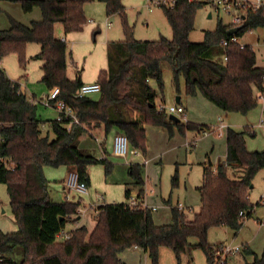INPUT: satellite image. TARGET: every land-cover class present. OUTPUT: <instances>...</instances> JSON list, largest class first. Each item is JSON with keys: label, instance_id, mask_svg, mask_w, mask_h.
Instances as JSON below:
<instances>
[{"label": "trees", "instance_id": "trees-1", "mask_svg": "<svg viewBox=\"0 0 264 264\" xmlns=\"http://www.w3.org/2000/svg\"><path fill=\"white\" fill-rule=\"evenodd\" d=\"M5 1L20 2L25 12L39 7L43 17L28 25L12 18L9 28L0 29V59L17 53L26 63L28 44L39 43L41 50L35 57L44 61L43 81L49 89H61L60 97L79 120H50L55 134L50 137L43 129L46 122L38 118L37 102L29 97L20 81L11 79L0 68V182L8 186L19 226L13 232L0 230V254L6 263L15 264L7 254L20 246L23 259L19 264H127L121 253L133 247L144 250L152 264H159L161 247L173 249L180 261L193 246L191 238L196 237L198 243L194 245L205 252L209 264H215L219 260V246L209 242L210 229L228 226L239 230L257 205L263 203L262 197L259 204H254L249 196L256 174L264 169V149L253 151L246 143V132L254 134L251 129L228 128L226 160L218 165L211 160L203 163V183L198 187L199 212L191 219L174 206L173 221L169 224H157L153 211L143 205L145 163H132L129 173L141 186L136 196L139 204L103 203L96 208L97 223L92 231L82 225L70 230L69 238L60 239L58 234L67 230L69 223L78 221L84 206L81 201H54L44 167L68 166L90 184L91 165L103 164L107 173L114 167L108 157H97L80 146L84 135L96 137L94 130L102 129L106 137L114 130L124 133L130 146L144 152L147 123L168 128L171 133L175 126L182 133L187 129L213 130L212 126L188 120L176 122L166 108L157 104V89L164 86V62L169 63L176 81L184 78L188 94L201 92L228 112H249L257 105L258 94L264 93V65L258 64L257 53L250 44L224 47L222 42L263 27L264 15L250 14L233 34L228 33L232 24L219 19L216 30H206L205 39L195 42L190 35L195 29L196 15L208 1L176 0L173 6L162 5L173 38L162 36L159 40L142 41L134 37L127 22L123 0H99L106 2L109 14L123 16L126 39L109 44V66L101 70L97 81L101 86L100 98L93 99L91 94H78L84 83L80 74L75 80L68 76L67 40L57 37L55 24L63 23L66 33L81 29L87 22L85 4L94 0ZM218 48L227 54V61L211 56V51ZM130 110L139 111L142 118L130 117ZM105 144L101 142L102 149ZM230 170L241 171L240 176L231 177ZM178 182L176 173L173 183L176 186ZM126 196L130 199V188L126 189ZM245 254L252 255L253 261L246 259L240 264H264V254L258 255L247 245L240 252Z\"/></svg>", "mask_w": 264, "mask_h": 264}, {"label": "rangeland", "instance_id": "rangeland-1", "mask_svg": "<svg viewBox=\"0 0 264 264\" xmlns=\"http://www.w3.org/2000/svg\"><path fill=\"white\" fill-rule=\"evenodd\" d=\"M123 4L127 22L133 28L136 39L153 41L159 40L162 36L173 38V29L162 6L153 2L150 3L148 0H123ZM84 10L87 22L81 29L66 33L63 23L57 22L55 33L61 39L67 38L68 76L75 80L80 74L84 82L93 83L98 81L101 70L109 66V44L113 41L126 39L125 22L120 13L109 14L107 4L104 1H89L85 4ZM210 13H212L211 18L208 17ZM42 17V11L39 7L30 12H25L20 2L0 1V29L9 28L12 18L28 25L32 21L41 20ZM219 19L227 22L229 17L226 14L219 15L210 4L200 7L196 15L195 29L192 31L190 39L195 42L203 41L206 30L214 31L217 29ZM263 32L264 30L260 27L239 37L242 43L253 45L259 65H264V46L258 45V39ZM40 50L41 45L39 43L31 42L27 46L26 63L20 60L17 53H9L0 59V68L4 69L13 79L22 80L29 88L30 96L35 95L38 100L46 97L51 91L43 81L42 65L44 61L35 57ZM211 52L213 54L211 56L224 60L225 53L221 49L218 48ZM163 82V88L158 89V105L160 103L183 105L186 109V115H188L187 120L201 125L218 126L219 117H222L228 126L238 131L247 130L249 126L251 131L256 132V134L246 132L248 148L253 151L264 149V131L258 126L264 117V99L260 97V93L258 94L257 105L249 112L225 113L220 106L207 99L201 92H198V95L188 94L184 78L181 77L179 81H176L168 62H164ZM154 84L158 88L157 82ZM178 96H182V104L177 102ZM90 97L99 99L100 93H93ZM37 103V115L43 122H46L43 125L45 133H49L50 137H55L53 128L50 126V120H55L58 115L52 108L41 102ZM132 116L134 117V114ZM179 117L183 123L186 122L182 116ZM146 129L147 151L144 152L139 149L141 152L139 155L129 154L127 159L112 153L113 133H109L108 142L105 141V135L101 136V142L106 143L107 146V157L112 161L114 167L110 173H107L103 164H93L89 167L91 178L89 194H82L77 191L69 193L65 185L70 172L68 166H45L50 195L55 200L65 201L67 191L70 194L69 200L84 201L83 205L90 207L89 210L92 211L94 210L91 204H94L93 208L96 206L98 208L105 201V197L107 203H114L115 201L117 203H129V198L126 196V186L128 185L126 182L133 180V188H136L135 186L141 187L131 177L129 166L132 163L143 165L148 158L150 159L147 166L148 170L143 165V173L145 178L147 177V186L144 188L143 185V188L145 194H148L150 203L156 202L160 206L159 210L153 211V216L159 219L156 221L160 224L171 223L173 221L171 208L179 201L186 206H192L193 209H186L185 211L189 218H194L195 213L199 212L201 207V195L197 188L203 183V163L211 160L215 165H218L226 160L227 133L224 136L211 133L209 136L201 137L198 129H187L185 133H182L178 126H175L173 133H171L168 128L149 123L146 124ZM195 137L199 138L195 146L188 143L193 141ZM94 138L91 136L86 139L89 145L91 143L89 147H92L88 151L97 157L105 156V146L102 149L99 142ZM131 148L135 149L132 146ZM176 173L179 182L175 186L173 177ZM232 173L233 171L230 175H233ZM100 195L105 196L104 200H99ZM262 195H264V169L260 170L253 180V188H251L249 195L250 201L257 204ZM0 200L6 211L0 217V229L5 232L17 231L19 226L13 215L8 186L2 182H0ZM263 211L262 206H257L256 211L251 217L244 220V224L239 230H234L228 226L211 228L208 236L209 242L221 247L223 243L230 244L231 241H234L239 246L240 252L242 248L244 250V245H249L263 255L264 229L257 223V218L262 216ZM93 214L96 215V212ZM72 227L73 223H69L66 229L70 231L73 229ZM190 241L193 246L182 255L180 261L173 249L166 246L161 247L159 264H209L205 252L194 245L198 243V239L192 237ZM7 256L10 260L15 261V264H19L23 259V250L17 246ZM122 260L127 264H152L149 255L144 250L135 247L124 250Z\"/></svg>", "mask_w": 264, "mask_h": 264}, {"label": "built area", "instance_id": "built-area-1", "mask_svg": "<svg viewBox=\"0 0 264 264\" xmlns=\"http://www.w3.org/2000/svg\"><path fill=\"white\" fill-rule=\"evenodd\" d=\"M148 1L150 3L153 2L155 4H158L159 6L162 5L173 6L176 2V0H148ZM206 1H208V4H210L212 8L219 15L226 14L229 17L226 23L232 24L233 28L242 27L248 21V17L252 13H256V14L262 13V15H264V0H206ZM262 29L264 30V26L262 27ZM250 32L252 31H249L248 33ZM222 44L224 47L228 46L229 44H240L241 47H244L248 43H242L238 36H234L230 40H224ZM258 44L264 46V32L259 37ZM224 60L225 61L228 60V56L226 53L224 54ZM100 89L101 86L97 81L93 83L84 82L81 85L78 94L79 95L93 94L99 92ZM60 95H61V89L59 87H54L51 89V91L46 97H44L41 100H38L36 98L33 101L42 102L45 106L53 108L58 115L57 119L59 121L70 118L71 123L79 122L73 108L69 104H67L60 97ZM260 97L264 99V93L260 92ZM161 108H166L171 114H175L177 116L178 115L183 116L184 119L187 121L186 109L183 105H168V106L161 105ZM258 126L264 131V117L260 120ZM221 127H225V125L222 124ZM113 150L117 156L123 158H127L129 154L139 155L141 153L137 149H131L129 137L124 133H117L115 135ZM65 185L69 193L71 191H77L82 194H89L88 182L86 180H82L77 171L71 170L69 172ZM69 193H67L66 195L67 199H69L70 197ZM100 198H103V196L100 195ZM261 201L263 202L264 205V195H262ZM129 203L132 206L139 204L138 200L134 197V195L133 196L131 195ZM143 205L151 209L152 211L157 210V206H150L145 202L143 203ZM176 207L184 211L188 208V206H186L182 202H179L176 205ZM2 209H3V205L0 200V216L2 214ZM259 222L261 225H264V215L259 220ZM58 235L60 239H66L70 237V233L68 230H62ZM239 254H240V248L238 245L232 242L230 244L223 243V245L218 248L219 260L216 261L215 264H227L229 263L231 257ZM0 264H7L5 257L1 254H0Z\"/></svg>", "mask_w": 264, "mask_h": 264}, {"label": "crops", "instance_id": "crops-1", "mask_svg": "<svg viewBox=\"0 0 264 264\" xmlns=\"http://www.w3.org/2000/svg\"><path fill=\"white\" fill-rule=\"evenodd\" d=\"M209 18H211L210 16H208ZM58 37V36H57ZM59 38V37H58ZM63 38H66V37H63ZM66 40H67V38H66ZM251 45V44H250ZM258 45H260V44H258ZM251 46H253V45H251ZM254 48V47H253ZM264 60V59H263ZM8 75V74H7ZM9 76V75H8ZM10 77V76H9ZM11 79H13L12 77H10ZM13 80H15V79H13ZM16 81H20L21 83H22V88H24V90L26 91V93L29 95V97H31L32 98V100H34V99H36V96L34 95L33 97L32 96H30V94H29V91H28V87L24 84V82L22 81V80H16ZM151 83H152V85L154 86V87H156L157 88V86L154 84L155 83V81L154 80H152L151 81ZM158 90V89H157ZM198 95V94H197ZM179 98V101L177 100V102L179 103V104H182L181 103V99H182V96H178L177 97V99ZM157 102H159V94H158V96H157V100H156ZM35 102V101H34ZM42 103V102H41ZM37 105H38V103H37ZM160 106L161 105H165V106H168V105H172V104H167V103H160L159 104ZM53 109V108H52ZM54 110V109H53ZM55 111V110H54ZM217 111V110H216ZM222 111H224L225 113H229L228 111H225L224 109L222 110ZM56 112V111H55ZM134 114V117L132 116L133 114ZM57 114V113H56ZM129 116H131L132 118H135V119H139V118H142V115H141V113L139 112V111H137V110H130V112H129ZM188 116V115H187ZM38 118H40L39 116H38ZM41 119V118H40ZM219 125L218 126H213V130H211V131H205V132H200V135H201V137H204V136H209V135H211V133H217L218 135H220V136H224V134L225 133H227V130H228V128L229 127H231V126H228L227 124H226V122L225 121H223V118L222 117H219ZM189 121V120H188ZM222 124H224L225 125V127H221L222 126ZM260 128V127H259ZM248 129H251V127H249L248 126ZM92 132H94V134L96 135V137L94 138V139H96L98 142H99V145H100V147H101V136H104V131L102 130V129H99V130H94V131H92ZM254 132V131H253ZM111 133H113V136H112V153L114 152V150H113V142H114V137H115V135L118 133L117 131H113V132H111ZM256 134V132H254V134L253 135H255ZM92 136V134L90 135V134H87V135H84L83 137H81L80 138V146L82 147V148H84V149H87V150H90L92 147H89L90 145H91V143H90V145L87 143V141L88 140H86L87 138L89 139V137H91ZM100 136V137H99ZM106 137V136H105ZM198 137H195V139L193 140V141H190V142H188V143H192V144H194V146L197 144V141H198ZM105 141L106 142H108V136L105 138ZM226 142H227V134H226ZM105 146H106V144H105ZM106 150H107V146H106ZM251 150V149H250ZM113 154H115V153H113ZM104 155L105 156H103V157H107V153L106 152H104ZM226 156H227V154H226ZM128 158V157H127ZM126 158V159H127ZM145 163V167H146V169L148 170V165H149V163H150V159H148L147 158V162L145 161L144 162ZM70 169V168H69ZM71 170V169H70ZM44 171H45V167H44ZM231 171H233V175H230L231 177H238V176H240V173H241V171H239V170H237V171H235V170H230V172H229V174L231 173ZM144 172H145V168H144ZM146 174V173H145ZM46 175V174H45ZM143 178H144V188L147 186V177L145 178V175H144V173H143ZM90 184H91V178H90ZM126 184H128L127 186H128V188H130V190H131V195L133 196L134 195V197L137 199V197L136 196H138V193H139V190H140V188L139 187H137V186H135L136 188H133L132 187V185L134 186V182H133V180H132V182H130V181H128V182H126ZM129 185H131V186H129ZM127 186H126V189H127ZM198 189V188H197ZM199 191V190H198ZM50 192V191H49ZM90 193V192H89ZM51 194V193H50ZM66 195H67V191H66V193H65ZM64 194V195H65ZM66 195H65V197H66ZM103 196V199L102 198H98L99 200H104V195H102ZM51 198L53 199V197H52V195H51ZM261 199V198H260ZM54 201H58L57 199L55 200V199H53ZM66 200H69V199H67V197H66V199H65V201ZM154 201H155V199H153ZM69 201H71V199L69 200ZM81 201V200H80ZM129 201H130V199H129ZM82 202V201H81ZM84 202V201H83ZM83 202H82V205H83ZM138 202H140V200H138ZM142 202L144 203H147V204H149L150 206H157V210H159L160 209V206L156 203V202H153V204H151L150 202V200H148V194H145L144 193V197L142 198ZM179 202H181V201H179ZM178 202V203H179ZM259 202H260V200L258 201V204H259ZM102 203H107V200H106V197H105V201L104 202H102ZM114 203H117L116 201L114 202ZM177 203V204H178ZM183 203V202H182ZM176 204V205H177ZM263 204V203H262ZM262 204H259V205H257V206H262V208H264V206L262 205ZM2 205H3V203H2ZM175 205V206H176ZM186 205V204H185ZM201 205V204H200ZM84 206V205H83ZM91 207H92V209L94 210V211H92V210H89L90 209V207L88 208V206H84L81 210H82V215H81V217H78L79 219H78V221L77 222H75V223H73V229H75V228H77V227H80V226H82V225H86L88 228H89V230L90 231H92L94 228H95V226H96V223H97V220H96V216L93 214L94 212H96L97 211V206L95 207V208H93L94 207V204L92 203L91 204ZM173 207V206H172ZM187 209H189V210H191V209H193L192 208V206H188V208ZM256 209H257V207L255 208V211H256ZM157 210H154V211H157ZM254 211V212H255ZM5 209H4V205H3V209H2V214L1 215H3V214H5ZM171 212H172V208H171ZM186 212V211H185ZM264 215V211H263V213H262V216ZM93 216V217H92ZM262 216L261 217H259V218H257V223L264 229V225H261L260 224V222H259V220L262 218ZM1 217V216H0ZM155 217V216H154ZM159 220L158 219V217H155V222L157 223V224H160L159 222H157V221ZM1 226V225H0ZM1 228V227H0ZM0 230H2V229H0ZM4 231V230H3ZM232 243H234V241H231ZM235 244V243H234ZM249 248H251L249 245H247ZM252 249V248H251ZM253 251H255L254 249H252ZM256 252V251H255ZM258 255H262V254H259L258 252H256ZM234 257V259H232ZM233 257H231V259H230V264H240V263H242L243 262V260H248V261H250V262H252L253 261V256L252 255H246L245 254V256L243 255H236V256H233ZM121 258H122V253H121ZM238 260H239V262H238Z\"/></svg>", "mask_w": 264, "mask_h": 264}, {"label": "water", "instance_id": "water-1", "mask_svg": "<svg viewBox=\"0 0 264 264\" xmlns=\"http://www.w3.org/2000/svg\"><path fill=\"white\" fill-rule=\"evenodd\" d=\"M209 16L211 17L212 16V13H210L209 14ZM239 30V28H232V29H230L229 30V34H233V33H235V32H237ZM178 101H179V98H178ZM170 118L172 119V120H174V121H180V118L177 116V115H175V114H170Z\"/></svg>", "mask_w": 264, "mask_h": 264}]
</instances>
